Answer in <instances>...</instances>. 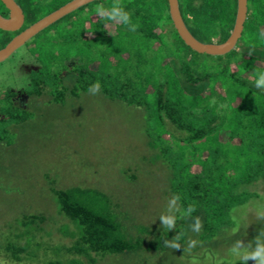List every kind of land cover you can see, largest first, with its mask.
<instances>
[{"label": "trees", "instance_id": "1", "mask_svg": "<svg viewBox=\"0 0 264 264\" xmlns=\"http://www.w3.org/2000/svg\"><path fill=\"white\" fill-rule=\"evenodd\" d=\"M17 1L25 15V30L73 0ZM113 2H120L129 12L131 23L139 25L136 31L97 17L93 7L110 8ZM178 4L197 41L223 44L231 36L237 0H178ZM112 24L110 35L108 25ZM57 27L59 33L48 42L60 53L53 49L47 57L33 50L37 68L27 72L28 85L21 92H0V144L9 145L14 139L11 127L31 118L30 112L16 107L13 100L18 93L30 97L46 93L53 102L63 103L67 92L87 93L99 81L104 97L142 111L150 158L167 169L172 198L179 196L182 214L189 205L195 206V211L183 216L179 243L186 240L187 219L195 223L199 217L201 239L213 241L210 252L212 246L216 249L227 232L238 227L235 209L259 196L248 187L264 181V89L256 88L254 75L256 67H264V39L259 36L264 29V0H248L242 35L234 49L222 56L198 54L183 42L167 0H97L56 21L24 45L36 47L30 43L34 39L45 43L40 34ZM18 33L0 30V50ZM206 59L211 60L209 65ZM72 60L77 62L69 66ZM67 73L77 75L71 89L64 86ZM51 192L56 213L74 228L65 224L61 228L70 245L33 243L32 230L42 232L45 217L23 215L18 224L26 228V245L8 241L3 250L9 260L21 262L22 255H36L43 249L57 258L46 264H96L107 255L167 249L163 243L171 232L133 225V219L123 213V203L97 188L52 187ZM238 228L234 243L245 240L243 228ZM63 257L66 262L59 260Z\"/></svg>", "mask_w": 264, "mask_h": 264}, {"label": "rangeland", "instance_id": "2", "mask_svg": "<svg viewBox=\"0 0 264 264\" xmlns=\"http://www.w3.org/2000/svg\"><path fill=\"white\" fill-rule=\"evenodd\" d=\"M89 9L92 7L86 10ZM86 10L79 11L78 15L82 16ZM57 28L40 34L45 43L34 39L30 43L36 47L23 45L0 63L1 93L11 89L21 92L28 85L27 72L37 68L32 62L35 57L33 50L47 57L53 49L60 53L57 46L48 42L59 33L60 27ZM64 29L61 28L62 31ZM108 29L110 35L114 33L113 24L108 25ZM205 61L206 65L211 63L210 59ZM76 62L72 60L69 66ZM64 78V86L73 88L77 75L67 73ZM65 95L63 103L53 102V97L46 93L40 97L18 93L13 100L17 108L30 112L31 118L11 127L14 139L9 140V145L0 144V264H46L57 259L50 251L45 253L41 249L36 252L34 248L36 255L24 254L21 262H13L6 257L3 246L8 241L26 245V228L18 224L23 215L45 217V222L40 225L43 231L32 230L31 234H35L33 243L70 245L71 240L61 233V228L64 224L69 225L70 230L74 228L56 213L52 187L97 188L123 203V213L127 219H133V225L154 226L162 232H171L169 241L182 227L184 213L180 212L177 204L173 209L177 217L174 229L163 228L159 219L161 213L170 214L168 204L172 196L167 189V169L150 158L142 111L107 99L100 91L96 95L89 92L77 95L67 92ZM2 118L0 115V120ZM248 189L259 196L235 209L238 227L244 230L245 244L264 227V221H259L256 216V212L264 208V181H258ZM260 211L264 214V209ZM187 221L190 223L186 240L180 249L167 247L150 252L142 249L107 255L96 264H240L237 258L228 254L239 228L238 231L232 229L227 232L223 243L216 249L212 246L210 252L208 246L213 241L201 239V230L193 231V220ZM131 234L136 236L138 232L132 228ZM192 240L196 244L189 249L188 243ZM248 264L254 262L249 261Z\"/></svg>", "mask_w": 264, "mask_h": 264}, {"label": "water", "instance_id": "3", "mask_svg": "<svg viewBox=\"0 0 264 264\" xmlns=\"http://www.w3.org/2000/svg\"><path fill=\"white\" fill-rule=\"evenodd\" d=\"M6 9L9 11L8 19L0 16V29L7 32H16L24 25V15L20 7L14 0H0ZM97 0H73L59 10L43 18L39 22L30 26L17 35L11 42L2 50H0V63L9 58L18 48L22 47L31 38L43 31L56 21L72 13L73 11L93 3ZM169 6V13L173 25L183 40V42L194 52L198 54H205L209 56H222L234 49L238 40L240 39L244 23L247 18V2L248 0H237V16L234 29L229 39L223 44H203L197 41L187 29L181 12L179 9L178 0H167Z\"/></svg>", "mask_w": 264, "mask_h": 264}, {"label": "clouds", "instance_id": "4", "mask_svg": "<svg viewBox=\"0 0 264 264\" xmlns=\"http://www.w3.org/2000/svg\"><path fill=\"white\" fill-rule=\"evenodd\" d=\"M95 12L98 18L105 19L108 21H113L117 23H123L129 26L130 31H136L139 27L137 24L131 23V16L129 12L125 11L124 7L121 6L120 2H113L110 8H105L103 5H97ZM259 36L261 39H264V29L259 30ZM253 51L254 48H251ZM250 55L252 52L250 51ZM254 75L257 77L255 80V86L259 89H264V67H256L254 70ZM100 91V83L97 81L92 84L88 92L92 95H96ZM179 200V196H173L169 201L168 208L170 214L161 213L159 216L160 221L162 222V227L171 231L176 227V215L173 213V209ZM260 208L256 212L257 219L259 221H264V214H261ZM195 211L194 205H189L184 215H190ZM235 219V217H234ZM202 228V221L199 217L195 218V223L192 225V230L199 232ZM233 231H238V227L233 229ZM180 234L178 233L171 241L165 240V246L173 249H180L181 244L179 243ZM196 241L192 240L188 243V248L194 247ZM228 254L232 257L237 258L240 261V264H248L249 261H253L254 264H264V227L259 230V234L253 239L244 243V240H236L234 245L228 250Z\"/></svg>", "mask_w": 264, "mask_h": 264}, {"label": "flooded vegetation", "instance_id": "5", "mask_svg": "<svg viewBox=\"0 0 264 264\" xmlns=\"http://www.w3.org/2000/svg\"><path fill=\"white\" fill-rule=\"evenodd\" d=\"M15 1V3L19 6V4L17 3L18 1L17 0H14ZM20 7V6H19ZM20 9L22 10V8L20 7ZM22 12H23V10H22ZM23 15H24V12H23ZM0 16L2 17V18H4V19H8V17H9V11L6 9V7L3 5V3L0 1ZM24 21H25V15H24ZM23 27V26H22ZM1 30V29H0ZM1 31H3V30H1ZM22 31H24L22 28L20 29V30H18V31H16V32H19L18 33V35L22 32ZM3 32H7V31H3ZM8 33H10V34H12V33H15V32H8ZM17 35H15V36H13L12 37V40L16 37ZM11 42V41H10ZM9 42V43H10ZM8 43V44H9ZM7 44V45H8Z\"/></svg>", "mask_w": 264, "mask_h": 264}]
</instances>
